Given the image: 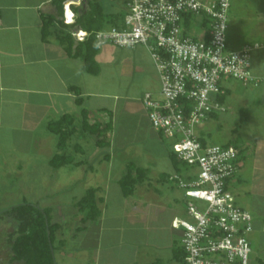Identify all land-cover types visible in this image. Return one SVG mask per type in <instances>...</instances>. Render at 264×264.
<instances>
[{"label":"crops","instance_id":"0c3cea01","mask_svg":"<svg viewBox=\"0 0 264 264\" xmlns=\"http://www.w3.org/2000/svg\"><path fill=\"white\" fill-rule=\"evenodd\" d=\"M98 1L107 15L127 14V0ZM46 16H58L54 0H0V171L12 172L6 177L29 190L47 189L28 203L52 210L59 226L57 264H180L174 252L182 248L183 230L173 222L189 219L187 199L169 178L196 177L197 169L177 170L172 146L150 124L142 98L158 97L161 86L148 50L107 44L99 48L100 73L94 76L55 38L43 40ZM228 25V51L261 46L251 58L257 84L223 80L227 112L213 115L197 134L205 145L240 151L228 190L252 214L257 248L264 236V0H231ZM207 28L194 18L187 31L202 39ZM198 29L199 37L192 34ZM84 110L90 124L111 125L106 145L79 131L67 148L74 164L53 167L60 151L49 123L70 115L80 126ZM128 164L146 175L125 197L120 180ZM90 189L97 190L100 217L84 223L88 213L77 203Z\"/></svg>","mask_w":264,"mask_h":264},{"label":"built area","instance_id":"2783aa9c","mask_svg":"<svg viewBox=\"0 0 264 264\" xmlns=\"http://www.w3.org/2000/svg\"><path fill=\"white\" fill-rule=\"evenodd\" d=\"M84 2H64V24L72 25L75 9ZM126 8L123 28L97 32L96 44L145 47L156 66L159 96L146 93L142 104L153 130L174 141L178 160L197 169L196 177L169 178L187 199L189 219L173 222L175 229L183 230L184 264H251L254 219L228 190L240 166V151L234 146L204 145L197 130L213 115L227 112L223 80L257 84L251 58L261 46L228 51L231 0H127ZM194 18L208 26L202 39L188 34ZM70 32L76 42L89 36L78 27Z\"/></svg>","mask_w":264,"mask_h":264},{"label":"trees","instance_id":"16d2710c","mask_svg":"<svg viewBox=\"0 0 264 264\" xmlns=\"http://www.w3.org/2000/svg\"><path fill=\"white\" fill-rule=\"evenodd\" d=\"M66 0H54L58 16H46L43 21V40L47 41L53 37L66 50L69 56L83 61L84 71L97 76L100 67L96 61L99 48L96 44L95 34L109 28H123L125 14L107 15L104 13L98 0H85L80 8H76L77 18L72 25H66L61 20L63 17V4ZM79 27L89 33L84 42H76L70 30ZM79 93V91H77ZM81 104V100H77ZM242 112L240 125L246 117ZM49 131L57 136L60 153L56 154L50 164L55 168L74 164L73 157L67 153L71 141L80 131L85 135L95 137L97 146H105L103 143L106 133L111 130V125L88 122V113L83 112V121L80 126L70 115H64L57 121L48 125ZM205 145V143L203 142ZM228 147V146H227ZM173 165L180 171L182 165L188 166L178 160L172 151L170 154ZM145 171L138 169L133 164H128L126 173L120 180V185L125 197L131 196L136 185L145 178ZM97 190L90 189L85 196L77 203L81 211H87V218L84 223L95 221L100 217L96 201ZM8 221L14 224L13 231L9 234L8 246L10 249L9 261L19 264H57L55 252L57 250L56 240L58 224L53 222L52 210L44 209L38 205L24 202L0 213V222ZM174 259L185 263V253L182 248L175 250Z\"/></svg>","mask_w":264,"mask_h":264},{"label":"rangeland","instance_id":"374dc122","mask_svg":"<svg viewBox=\"0 0 264 264\" xmlns=\"http://www.w3.org/2000/svg\"><path fill=\"white\" fill-rule=\"evenodd\" d=\"M201 30H196L195 36L199 37L201 35ZM55 141L56 137H54ZM92 139V138H91ZM167 144L173 145L174 141L166 138ZM93 147V146H92ZM100 152H106L105 148L98 149ZM38 159V157H35ZM35 159V161H36ZM34 160V159H32ZM6 172V171H5ZM0 171V213L11 209L14 206L22 204L24 201L35 202V197L42 196L46 192V188H33L29 190L26 186H23L22 181L14 182L13 179L6 177V174H11L12 172ZM5 174V175H4ZM49 202V201H46ZM14 224L8 221L0 222V262H8L10 249L7 246V239L9 234L13 231ZM253 237H259V235H250V241L253 244L254 255L251 256V264H260V261H255L261 259L264 262V236L261 237V243L256 248V242ZM256 245V246H255ZM253 256L255 260L253 261Z\"/></svg>","mask_w":264,"mask_h":264},{"label":"flooded vegetation","instance_id":"af4514ba","mask_svg":"<svg viewBox=\"0 0 264 264\" xmlns=\"http://www.w3.org/2000/svg\"><path fill=\"white\" fill-rule=\"evenodd\" d=\"M11 234V233H10ZM9 238V237H8ZM7 246H8V239H7ZM9 247V246H8ZM0 264H19L18 262H10L8 259V262H0Z\"/></svg>","mask_w":264,"mask_h":264}]
</instances>
